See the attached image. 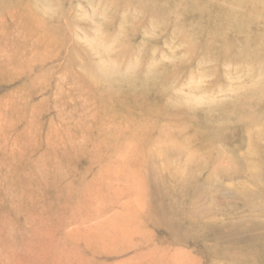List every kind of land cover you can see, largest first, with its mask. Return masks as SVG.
Masks as SVG:
<instances>
[{"label":"rangeland","instance_id":"rangeland-1","mask_svg":"<svg viewBox=\"0 0 264 264\" xmlns=\"http://www.w3.org/2000/svg\"><path fill=\"white\" fill-rule=\"evenodd\" d=\"M0 264H264V0H0Z\"/></svg>","mask_w":264,"mask_h":264}]
</instances>
